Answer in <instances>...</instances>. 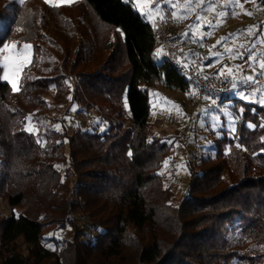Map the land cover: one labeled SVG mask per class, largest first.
Segmentation results:
<instances>
[{
	"label": "trees",
	"instance_id": "1",
	"mask_svg": "<svg viewBox=\"0 0 264 264\" xmlns=\"http://www.w3.org/2000/svg\"><path fill=\"white\" fill-rule=\"evenodd\" d=\"M0 16V49L32 46L18 91L0 79V199L23 208L0 216V264H264V105L220 99L234 132L223 120L212 154L189 163V182L170 205L158 173L170 146L149 131L148 89L189 93V84L164 57L156 62L154 26L124 0H24ZM71 107L97 114L105 131L68 132ZM26 126L39 129L40 144ZM67 228L57 249L44 247Z\"/></svg>",
	"mask_w": 264,
	"mask_h": 264
},
{
	"label": "rangeland",
	"instance_id": "2",
	"mask_svg": "<svg viewBox=\"0 0 264 264\" xmlns=\"http://www.w3.org/2000/svg\"><path fill=\"white\" fill-rule=\"evenodd\" d=\"M42 1L46 2L49 5L62 4L59 2V0ZM73 1L76 0H72V2ZM11 2L20 4L23 3L21 2V0H0V15L4 11V9L9 6ZM124 2L130 4L133 7L134 11L139 13L146 21L149 22V24H151L152 26L156 24L154 22L160 16V6L157 2H155V0H132L131 3L127 2V0H124ZM181 2L174 3L168 1L166 2V4L171 8L172 12H175L176 14L178 13L179 8L181 7L187 8L190 11H186L185 16H182L180 22H178L180 27L179 29L185 27L183 29V36L187 34L188 36L191 35L193 39L205 40L209 53L208 43L211 36L208 32H205L203 29H201L202 17L197 15V12L195 10H192L187 5V0H181ZM251 2L253 3L254 7L258 6L257 0H251ZM173 5H175V7H173ZM257 12L258 10L256 9L255 12L251 14V17L246 19L250 29L253 28L252 24H259L252 22V17ZM190 15H192V19H190ZM2 21L3 16H0V23H2ZM192 22L194 23L191 24ZM174 28L175 18L174 26L171 31V35L173 36L175 35ZM237 28L243 27L237 26L233 29L236 30ZM250 29H243V33L246 34L249 39H252L254 35V30ZM235 37L237 36H230V38L228 39L229 44H222L220 48L222 49L223 54H221L218 58L221 59L220 63L223 62L224 72L229 71V69H233L234 71L244 69L241 68L243 67V65L239 66L238 59L250 61V56L253 57L252 60H254L255 57L259 55L258 51L253 48V40L251 41V45H249L248 47H244V41L240 38L236 39ZM261 39H264V32L258 35V41H261ZM6 44L10 46L9 51H2L3 47L0 49V68L2 70L1 77L3 76V73L7 71V69L4 67L3 57L9 54H15L24 51L23 45H19L17 42L12 41ZM13 45H15V47H12ZM212 45L213 44H211L210 46L211 49L213 47ZM259 45L261 47V44L259 43L258 45L256 44V47L258 48ZM226 49H232L233 52L234 49H239V51L234 53L235 56H233L232 51H226ZM161 51V48L156 45L154 49V56L156 62H161ZM157 52L160 53L159 56H157ZM241 53L242 55L240 56V58H234ZM49 55L51 57L55 55L56 58L54 59L61 58V54L56 52H51L49 53ZM262 57H264V53ZM31 59L32 50L30 49L29 62L22 66L20 75L19 77H17L18 89L22 71L25 70L24 68H26L30 64ZM43 73L44 72H40L37 74V76L42 77ZM220 75H222V72ZM217 77L221 79L219 75ZM3 82H6L11 89V85L7 81ZM18 89L15 92H17ZM51 92L53 93V91ZM148 92V123L150 126L149 131L152 135L162 137L164 140H166L167 143L168 141H171V143H168L170 148L167 153V156L165 157V160H169V164L168 166H165L163 161L162 167L159 169L158 173H164L163 175H161L163 177V185L165 188H168L171 194V197L169 198V204L176 205L180 201L183 192L189 182V163L198 162L202 157H205L207 154H212L211 149L213 147V137L220 136V128L222 127L223 120L226 125L225 128L226 130H229L230 135L234 132L236 120L233 117L234 113L230 111L229 107L219 108L216 106L214 108L207 109L203 112L197 111L194 107L190 92L182 93L177 90L167 89L161 84H157L156 86L149 88ZM244 97L245 98H241V96L238 94H236L235 96V98L243 102H249L253 99V95L249 96L248 94H244ZM50 100L51 97L48 98L49 102ZM260 102V105H264V96L262 97V100ZM102 105L104 106V103ZM105 106L109 107V105L106 103ZM124 106L125 105L122 104L123 115L126 116L127 114L126 123L127 125H130V118L128 113L126 112V107ZM67 107L68 101L63 103L54 111V113L51 115L52 118H60L62 113L67 109ZM71 109H73V107L69 108L68 113L63 117V126L68 132H70L76 127L84 129L97 128L98 130H100V128H106L105 122H103L100 117L97 116V114L91 117L85 114L75 115V111H71ZM103 113H105V111ZM65 117H68V119H64ZM178 165H182V167H178ZM63 169L64 167L59 166L61 176L63 175ZM22 210L23 208L11 209L5 200L0 199V216H3V218L9 217L12 214L17 216L18 213ZM75 217L78 220L79 224L84 225V221H82L78 214ZM92 234L93 238H95L97 236V231H94ZM71 235L72 232L69 228L65 230L53 231L47 235V240L44 241V247L46 249H49L50 251H54L58 248V244L55 243V240L60 243L64 240L69 239ZM49 240L53 241L49 242ZM24 247L25 246L21 243V241H18L15 246L17 250H23Z\"/></svg>",
	"mask_w": 264,
	"mask_h": 264
},
{
	"label": "built area",
	"instance_id": "3",
	"mask_svg": "<svg viewBox=\"0 0 264 264\" xmlns=\"http://www.w3.org/2000/svg\"><path fill=\"white\" fill-rule=\"evenodd\" d=\"M160 6V16L154 25L155 43L161 48L167 63L189 84L194 107L203 112L214 108L221 98L237 93H253L264 86V76L254 78L255 84H237L236 88L227 85L213 73H208L204 65L208 61V49L205 40L188 39L171 35L174 16L166 0H155ZM258 12L252 22L264 24V0H257ZM187 36V35H186Z\"/></svg>",
	"mask_w": 264,
	"mask_h": 264
},
{
	"label": "crops",
	"instance_id": "4",
	"mask_svg": "<svg viewBox=\"0 0 264 264\" xmlns=\"http://www.w3.org/2000/svg\"><path fill=\"white\" fill-rule=\"evenodd\" d=\"M169 2L176 3L177 0H168ZM181 0H179L178 3H180ZM182 3V2H181ZM216 8L215 11L207 10L208 4L205 3L203 5L200 4H193L189 6L192 10H195L197 12V15L202 17L201 25L204 27L201 28L205 32H208L210 34V40H209V53H208V61L204 65L205 71L208 73H213L215 75H219L221 77V80L226 83L227 85H232L234 82H237L239 84V81L247 79L249 76L255 78L257 76H264V68L260 67L261 62H264V39H261V41H258V35L262 34L264 32V24H252L253 28L250 29L247 23V18L251 17V14L255 12V10H258V6L254 7L251 0H240L239 5L237 4H231L229 5V0H216ZM223 5V6H221ZM182 9H185L183 7L179 8L177 16H174L175 18V28H174V36L181 37L183 36V27L182 29H179V23L182 16H185V12L182 13ZM187 12H190L187 9ZM225 12L227 15H225ZM192 15H190V19H192ZM158 19V18H157ZM156 19V20H157ZM155 20V22H156ZM154 22V23H155ZM192 22L191 24H193ZM237 26L243 27V28H237L234 30L233 28H236ZM245 27V28H244ZM254 30V35L252 39H249L246 34L243 33V29L247 30ZM199 29V30H201ZM231 29V30H230ZM187 35V34H186ZM183 36V37H186ZM237 36L236 39H242L244 41L243 46L248 47L251 45V41L253 40V48L258 51V54L254 60L247 61L244 59H238L239 66L243 65L244 69H241L239 71H234L233 69L227 72L223 71V62L220 63L221 59L218 57L223 54L221 45L225 44L227 45L228 39L230 36ZM188 36V35H187ZM188 39H193L191 35L187 37ZM261 44V47H256V44ZM208 42V40H207ZM211 44H213L212 49L210 48ZM229 44V43H228ZM257 48V49H256ZM239 51V49H234V52L232 51V55L235 56L234 53ZM163 53L161 51V61L163 59ZM219 59V60H218ZM222 72V75H220ZM163 86V85H162ZM164 87V86H163ZM249 96L253 95V99L249 102H256L260 104L262 97L264 96V86L259 88V90L255 93H248Z\"/></svg>",
	"mask_w": 264,
	"mask_h": 264
},
{
	"label": "snow or ice",
	"instance_id": "5",
	"mask_svg": "<svg viewBox=\"0 0 264 264\" xmlns=\"http://www.w3.org/2000/svg\"><path fill=\"white\" fill-rule=\"evenodd\" d=\"M21 2H24V0H21ZM60 3L62 4H70L72 3V0H59ZM127 2L131 3L132 0H127ZM166 2H168V0H166ZM179 2V0H177V3ZM207 3L208 4V9H205V11L207 10H212V11H215V8H216V0H187V5L188 6H191L193 4H200V5H203ZM240 3V0H229V5L228 6H231V4H237L239 5ZM223 6V5H221ZM173 7H175V5H173ZM182 13L183 12H186L187 11V8L185 9H182L181 10ZM177 14L175 12H173V16H176ZM225 15H227V13L225 12ZM204 26L201 25V28H203ZM12 47H15V45H13ZM23 48H24V51L22 52H19V53H15V54H9V55H6L3 57V63H4V67L7 69V71H5L3 73V76L0 77V79H2L3 81H7L10 85H11V89L13 90V92H15L17 89H18V82H17V77H19L20 75V72H21V68L23 65L27 64L29 62V59H30V49L32 48L31 45L25 43L23 45ZM10 49V46L5 44L3 46V49L2 51H9ZM226 51H232V49H226ZM251 51V50H250ZM160 53L157 52V56H159ZM242 55L241 54H238L236 57L234 58H240V56ZM253 59V57H249V60L251 61ZM260 67L261 68H264V62H261L260 64ZM65 83H68L67 81ZM239 83H243L245 85L249 84V83H252V84H255V80L253 77L249 76L247 79L245 80H242V81H239ZM68 86L71 87L70 83H68ZM238 85H237V82H234L232 84V87L233 88H236ZM238 95L241 96V98H245L244 97V94L243 93H238ZM68 99H72L71 96L68 97ZM71 111H76V108L73 107V109H71ZM31 119V117H29V120ZM64 119H68V117H65ZM61 129V124H56L54 125V130L55 131H59ZM24 131H26L27 133L29 134H33L37 137V143L40 144L41 141L39 139V129L38 128H35L33 126H26ZM100 131L103 132L105 131L103 128H100ZM149 143H151V138H149ZM57 144H60L62 143L61 141H57L56 142ZM168 143H171V141H168ZM239 146V145H237ZM129 156L131 157L132 153L129 152L128 153ZM169 164V160H165L164 161V165L165 166H168ZM178 167H182V165H178ZM161 175H163L164 173L161 172L160 173ZM50 235H55V234H50Z\"/></svg>",
	"mask_w": 264,
	"mask_h": 264
}]
</instances>
